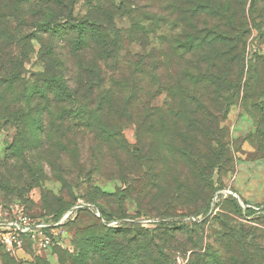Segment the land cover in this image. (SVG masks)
I'll list each match as a JSON object with an SVG mask.
<instances>
[{
  "label": "rangeland",
  "instance_id": "1",
  "mask_svg": "<svg viewBox=\"0 0 264 264\" xmlns=\"http://www.w3.org/2000/svg\"><path fill=\"white\" fill-rule=\"evenodd\" d=\"M253 2L213 0L214 11L193 19L185 31L178 28V16H172L175 33L210 39L202 49L209 56L189 75L182 67L188 62L170 55L167 42L163 48L152 44L163 84L154 86L151 103L138 94L133 105L140 125L133 119L125 123L124 137L131 152L139 153L136 159L105 164L91 177L93 188L76 181L83 177H55L45 164L42 177H28L22 167L15 173L6 170L7 177H15L0 184V205L6 208L21 207L45 217L81 199L99 205L111 221L103 222L88 207L63 227L61 244L15 255L0 248V264H75L79 233L96 229L124 230L132 237L150 233L158 237L159 258L168 257L163 260L170 264H202L201 254L209 247L219 258L217 264H229L232 255L239 256L238 241L228 237L230 228L251 230L261 237L252 249L263 250L264 0ZM120 25L126 27L127 20ZM216 35L222 41L213 39ZM171 38L169 33L167 41ZM32 44L27 73L43 70L39 45ZM127 52L136 56L142 49L132 44ZM144 110L149 111L146 116ZM151 122L155 126L149 129ZM19 139L13 124L2 120L0 163L21 165L27 149L24 138ZM116 155L123 160L127 156Z\"/></svg>",
  "mask_w": 264,
  "mask_h": 264
},
{
  "label": "trees",
  "instance_id": "2",
  "mask_svg": "<svg viewBox=\"0 0 264 264\" xmlns=\"http://www.w3.org/2000/svg\"><path fill=\"white\" fill-rule=\"evenodd\" d=\"M212 4L213 0H0V123L13 124L18 143L23 137L27 149L20 166L0 163V184L15 179L6 176L8 169L15 173L22 167L28 177H42L45 164L55 177H83L76 181L93 188L91 177L105 164L136 159L139 153L131 152L124 137L125 123L133 119L140 125L133 105L138 94L151 103L154 86L163 84L152 44L156 41L163 48L167 42L169 54L188 62L189 67H182L193 75L209 56L202 49L210 39L175 33L171 18L176 14L178 28L185 31L193 19L214 11ZM123 19L126 27L119 26ZM169 33L172 38L167 41ZM213 39L222 41L217 35ZM242 39L236 37L239 49ZM34 41L43 70L27 73ZM132 44L142 52L126 53ZM147 126L151 129L155 122ZM120 152L127 154L125 160L116 155ZM79 202L99 209L103 222L111 221L99 205L81 199L54 216ZM84 210L90 209L80 208L77 215ZM165 223L159 224L169 228ZM141 234L132 237L128 231L100 229L79 233L75 264H170L163 260L168 257L159 258L158 237ZM228 237L236 238L239 249L229 264L264 261V248L252 249L260 236L230 228ZM133 250L138 258L131 256ZM201 256L202 264L219 260L211 247Z\"/></svg>",
  "mask_w": 264,
  "mask_h": 264
},
{
  "label": "built area",
  "instance_id": "3",
  "mask_svg": "<svg viewBox=\"0 0 264 264\" xmlns=\"http://www.w3.org/2000/svg\"><path fill=\"white\" fill-rule=\"evenodd\" d=\"M94 207L87 203H77L60 216L35 217L21 207L5 208L0 205V248L15 255L28 248L46 250L62 242V229L77 216L78 209ZM97 214L103 219L99 209Z\"/></svg>",
  "mask_w": 264,
  "mask_h": 264
}]
</instances>
